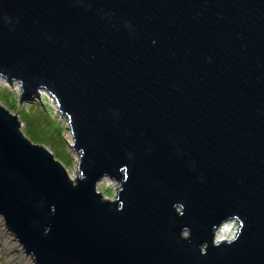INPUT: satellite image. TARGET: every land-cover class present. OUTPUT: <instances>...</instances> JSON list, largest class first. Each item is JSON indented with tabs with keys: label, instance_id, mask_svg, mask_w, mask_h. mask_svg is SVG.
Here are the masks:
<instances>
[{
	"label": "water",
	"instance_id": "95a60500",
	"mask_svg": "<svg viewBox=\"0 0 264 264\" xmlns=\"http://www.w3.org/2000/svg\"><path fill=\"white\" fill-rule=\"evenodd\" d=\"M0 75L77 156L0 104V216L33 264H264V0H0Z\"/></svg>",
	"mask_w": 264,
	"mask_h": 264
},
{
	"label": "rangeland",
	"instance_id": "374dc122",
	"mask_svg": "<svg viewBox=\"0 0 264 264\" xmlns=\"http://www.w3.org/2000/svg\"><path fill=\"white\" fill-rule=\"evenodd\" d=\"M38 103H30L31 100L20 98V85L16 80L7 82L0 75V104L11 113L16 114L21 121L20 130L31 141L44 144L51 150L52 155L61 162L66 172L75 178L78 175L76 168L77 156L69 146L71 142L66 117L61 115L54 103V100L45 92L40 91ZM45 94L47 100L44 102L41 94ZM26 103L22 109L19 106ZM16 105V106H15ZM117 182L104 176L96 182V189L108 198H113L116 192ZM235 220H226L215 230V239L228 238L235 228ZM219 232V233H218ZM231 233V234H230ZM0 264H33L30 254H26L10 231L4 226L0 216Z\"/></svg>",
	"mask_w": 264,
	"mask_h": 264
},
{
	"label": "trees",
	"instance_id": "16d2710c",
	"mask_svg": "<svg viewBox=\"0 0 264 264\" xmlns=\"http://www.w3.org/2000/svg\"><path fill=\"white\" fill-rule=\"evenodd\" d=\"M41 98H42V100L45 102L46 100H47V98H46V95L43 93V94H41ZM30 103H38V101H37V98H34ZM26 103H22L20 106H19V108H21L22 109V106L24 107V105H25ZM16 106V105H15ZM29 137V136H28ZM30 138V137H29ZM33 142V141H32ZM44 145V144H43ZM45 145H47L46 143H45Z\"/></svg>",
	"mask_w": 264,
	"mask_h": 264
},
{
	"label": "bare ground",
	"instance_id": "6f19581e",
	"mask_svg": "<svg viewBox=\"0 0 264 264\" xmlns=\"http://www.w3.org/2000/svg\"><path fill=\"white\" fill-rule=\"evenodd\" d=\"M217 229V228H216ZM219 233V232H218ZM231 234V233H230Z\"/></svg>",
	"mask_w": 264,
	"mask_h": 264
}]
</instances>
